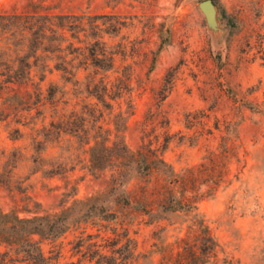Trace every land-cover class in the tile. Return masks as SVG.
Returning <instances> with one entry per match:
<instances>
[{
    "label": "rangeland",
    "instance_id": "obj_1",
    "mask_svg": "<svg viewBox=\"0 0 264 264\" xmlns=\"http://www.w3.org/2000/svg\"><path fill=\"white\" fill-rule=\"evenodd\" d=\"M34 12L83 16L75 46L97 35L107 59L65 65L71 83L37 70L17 83L28 51L0 32V213L28 220L5 230L22 245L14 264L27 235L50 264H158L154 246L184 237L191 216L162 211L161 196L144 204L159 182L118 155L150 149L180 173L223 142L240 162L212 196L196 170L198 213L220 258L264 264V0H0V14Z\"/></svg>",
    "mask_w": 264,
    "mask_h": 264
},
{
    "label": "trees",
    "instance_id": "obj_2",
    "mask_svg": "<svg viewBox=\"0 0 264 264\" xmlns=\"http://www.w3.org/2000/svg\"><path fill=\"white\" fill-rule=\"evenodd\" d=\"M87 25L91 26L89 21H84L83 16L77 15H53L38 12L27 15L0 14V32L3 38L11 41L10 44L17 51L19 49L28 51V55L15 58L16 69L10 79L17 83L24 82V79L31 78L33 70H37L41 72L40 82H42L47 76V71L49 74L58 71L62 74V80L71 83L73 79H77L78 71L74 72L65 65L72 67L73 61L80 57L90 60L94 67L103 68L102 64L107 59V53L100 47V37L93 35L92 41L84 43L80 47L75 46L74 40L78 44L83 43L78 36L79 33L86 36L85 26ZM162 46L163 44L159 49ZM49 62L53 63V66H50ZM95 86L97 85L94 84L92 88L94 89ZM90 88L88 87V90ZM101 91L106 94L107 88H101ZM50 125L53 127L55 123L51 121ZM107 149L108 147L104 144L103 150ZM118 158L127 162L128 165H134L137 173L146 181L147 185L152 176H155L159 182L152 192L147 190L144 192V204L160 201L159 197L161 196L162 199L158 206L162 211L184 213L191 216V222L184 237L177 238L172 244L160 243L154 246L155 251L152 253L159 255L158 264H232L229 258L219 257L220 247L209 226L198 213V203L204 194H200L195 182L198 178L197 170L201 174V178L205 179L207 188L205 194L207 196L214 195L218 184L230 185L228 181L230 166L233 162H240L238 152L234 147L223 142L217 151L209 153L204 158L196 170L188 168L180 173L167 171L160 155L150 149L132 152L124 148ZM93 167L99 168L96 165ZM215 171H217V179L214 177ZM124 202L129 205V198L127 197ZM148 206L145 205L143 208ZM107 216L115 218L116 215L111 213ZM13 222L26 224L28 220L19 219L16 213H0V246L5 245L8 250L0 251V264L18 262L11 258L9 250L18 247L20 242L13 235L5 232L10 227L15 229ZM58 232L64 233V230L61 228ZM23 242L28 247V235L24 236ZM27 247H21L22 249L17 253H21L23 256L20 262L28 264L29 260V264H50L40 252L30 255Z\"/></svg>",
    "mask_w": 264,
    "mask_h": 264
},
{
    "label": "water",
    "instance_id": "obj_3",
    "mask_svg": "<svg viewBox=\"0 0 264 264\" xmlns=\"http://www.w3.org/2000/svg\"><path fill=\"white\" fill-rule=\"evenodd\" d=\"M201 7L205 10L208 11L211 7V3L209 1H205L201 4Z\"/></svg>",
    "mask_w": 264,
    "mask_h": 264
}]
</instances>
